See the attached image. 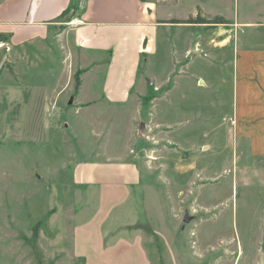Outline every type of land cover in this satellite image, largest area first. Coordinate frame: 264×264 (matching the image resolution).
I'll return each instance as SVG.
<instances>
[{
  "label": "rangeland",
  "instance_id": "1",
  "mask_svg": "<svg viewBox=\"0 0 264 264\" xmlns=\"http://www.w3.org/2000/svg\"><path fill=\"white\" fill-rule=\"evenodd\" d=\"M167 1L182 19L198 5L206 16L239 12L244 19L264 20V0ZM82 5L83 0H74L52 35L78 18ZM104 59V55L96 59L71 45L65 48L58 41L16 50L7 46L0 52V264H83L73 250L72 230L89 224L110 202L68 188L73 184L74 161L91 157L97 146L100 151V146L102 150L114 145L125 154L127 143L141 163L145 154H151L147 160L162 155V164L153 161L152 165L167 174V187L147 190L146 196L144 187L132 189L135 197L113 212L114 220L122 212L121 218L111 219L105 229L136 220L151 231L162 232H145L152 264H260L264 256V160L252 158L247 146L229 138L223 126L231 108L229 90L222 93L221 105L211 91L197 86L199 75L206 77L208 72L213 77L218 70L209 67L204 55L191 58L194 61L182 73L167 58L157 68L145 66L148 73L143 66L136 108L120 111L98 94ZM178 73L182 85L178 94L176 87L173 90L174 103L163 105L162 113H153L149 105L177 84ZM161 79L166 83L161 85ZM183 91L193 100L191 108L199 111V120L176 134V125L191 120L176 104L184 99L179 97ZM215 127L216 138L209 140L212 147L201 144ZM199 144L195 154L185 151ZM176 155L184 159L185 167L193 159L194 166L203 171L193 179L179 177L181 163ZM161 179L150 177L149 181L160 185ZM139 190L141 197H136ZM160 191L161 202L154 195ZM126 237L135 241L134 246L141 241L129 230ZM106 244L123 248L114 255L120 263L138 264L124 259L131 241L107 240Z\"/></svg>",
  "mask_w": 264,
  "mask_h": 264
},
{
  "label": "crops",
  "instance_id": "2",
  "mask_svg": "<svg viewBox=\"0 0 264 264\" xmlns=\"http://www.w3.org/2000/svg\"><path fill=\"white\" fill-rule=\"evenodd\" d=\"M71 2L72 0H0V52L7 46L16 50L33 43L58 41L65 48L71 45L96 59L104 55L105 73L98 94L110 107L120 111H132V108H136L135 93L140 90L143 66L148 69L153 66L157 68L167 58L180 66L182 73L194 61H190L191 58L204 55L207 57L206 62L210 63L209 67L218 72L213 77L208 72L206 77L199 75L196 79L197 86L201 85L211 91L218 98L216 103L221 105L222 93L229 90L231 108L230 113L224 117L223 126L231 134L229 138L234 143L247 146L252 158L264 160V20L244 19L237 12L232 16L223 15L229 23L160 22L182 19V16L172 12L170 1L83 0L80 16L72 19L62 31L52 35L53 28L62 23L60 19ZM180 45H183L181 50ZM187 58L189 60H185ZM145 69L144 72L148 73ZM181 73L177 74V84L149 105L153 113H162L163 105L174 103L173 90L176 87L178 94L179 85H182ZM158 77L155 76L157 79ZM164 83V79H161L160 84ZM179 97L184 99L177 100V106L191 120L181 126L176 125V134L199 120V111L191 108L194 102L188 99L189 93L183 91ZM211 137L214 141L216 127L211 134L205 135L207 141L201 144L208 143L211 148V144H214L209 141ZM170 141L174 143V139ZM174 144L181 146L179 143ZM201 144L185 151L195 154ZM101 147L103 146L98 151L97 146L91 157L74 161L71 173L73 184L68 188L71 191L79 189L94 193L110 202L109 208L104 209L103 213L99 211L89 224L73 228L74 253L83 264H124L114 257L119 247L109 248L106 242L131 241L132 246L127 248L129 252L124 255V259H132L138 264H152L144 243L145 232L151 234L160 231H151L136 220L122 225L113 223L110 229H105V226L113 219L116 208L124 205L130 196L135 197L132 189L142 186L146 196L147 190H155L163 185L167 187V174L163 173L162 168H157L158 165H152L153 161L162 164V155L154 154V159L147 160L146 157H151V154H145L143 164L138 160L139 156L132 152L133 148L129 143L125 154L120 153L114 145L104 146L102 150ZM175 159L181 163V168L176 173L179 177L193 179L203 171L194 166L193 159L187 167L183 165L182 157L176 155ZM158 176L159 180L162 178L160 185L157 180L154 181L155 184L149 181L150 177ZM162 191L154 193L157 201L161 202ZM180 192H183L182 188ZM141 194L142 190H139L136 197H141ZM136 200L140 205V198ZM122 214L121 212L112 221L119 220ZM161 215L163 216L162 213ZM128 230L141 238L136 246L135 241L126 237ZM120 232L123 233L121 236ZM108 250L111 252L107 253Z\"/></svg>",
  "mask_w": 264,
  "mask_h": 264
},
{
  "label": "trees",
  "instance_id": "3",
  "mask_svg": "<svg viewBox=\"0 0 264 264\" xmlns=\"http://www.w3.org/2000/svg\"><path fill=\"white\" fill-rule=\"evenodd\" d=\"M74 0H72L70 7L64 12L66 14L67 11L71 8ZM173 2H176L174 0ZM201 8H197L195 14H190L185 19H170V20H162L160 22H170V23H229L230 21L227 20L222 15H215V16H206ZM63 14V15H64Z\"/></svg>",
  "mask_w": 264,
  "mask_h": 264
},
{
  "label": "water",
  "instance_id": "4",
  "mask_svg": "<svg viewBox=\"0 0 264 264\" xmlns=\"http://www.w3.org/2000/svg\"><path fill=\"white\" fill-rule=\"evenodd\" d=\"M260 264H264V256L261 257V262Z\"/></svg>",
  "mask_w": 264,
  "mask_h": 264
}]
</instances>
